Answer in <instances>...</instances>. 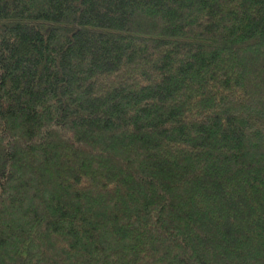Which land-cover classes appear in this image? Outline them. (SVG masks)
Returning <instances> with one entry per match:
<instances>
[{
    "label": "trees",
    "instance_id": "16d2710c",
    "mask_svg": "<svg viewBox=\"0 0 264 264\" xmlns=\"http://www.w3.org/2000/svg\"><path fill=\"white\" fill-rule=\"evenodd\" d=\"M0 264H264V0H0Z\"/></svg>",
    "mask_w": 264,
    "mask_h": 264
}]
</instances>
